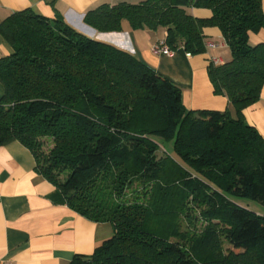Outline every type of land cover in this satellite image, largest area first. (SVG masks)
I'll use <instances>...</instances> for the list:
<instances>
[{"label": "trees", "instance_id": "1", "mask_svg": "<svg viewBox=\"0 0 264 264\" xmlns=\"http://www.w3.org/2000/svg\"><path fill=\"white\" fill-rule=\"evenodd\" d=\"M193 6L212 15L196 17ZM84 21L100 32H121L124 22L165 28L167 45L192 55L206 52L205 29L219 28L232 58L211 61L208 74L234 115L187 110L182 89L155 67L58 12L6 18L0 35L13 53L0 59V146L22 143L56 186L55 203L113 226L92 255L70 264H264V215L241 201L264 204V141L243 114L264 84V42L248 37L264 30L262 0L103 3ZM158 139H174L176 158L159 156ZM190 202L202 208L194 234L181 226Z\"/></svg>", "mask_w": 264, "mask_h": 264}, {"label": "crops", "instance_id": "2", "mask_svg": "<svg viewBox=\"0 0 264 264\" xmlns=\"http://www.w3.org/2000/svg\"><path fill=\"white\" fill-rule=\"evenodd\" d=\"M140 0H0V24L16 11L33 9L54 18L63 15L71 26L85 35L113 44L137 55L182 89L187 110L234 109L224 94L215 93L208 67L213 58H232L219 28L205 29L207 50L192 55L183 48L168 56L154 50L165 39L166 29H133L124 22L121 32H100L85 23V13L103 3H138ZM196 17H209L207 8L188 7ZM264 11V0H262ZM249 42H264V30L250 32ZM215 44V46H211ZM13 53L0 35V59ZM5 88L0 81V99ZM244 118L264 141V84L258 100L243 110ZM33 153L19 141L0 146V264H70L78 254L90 256L114 235L109 222H96L66 204L55 203L51 194L56 186L36 170ZM247 207L264 215V204Z\"/></svg>", "mask_w": 264, "mask_h": 264}, {"label": "rangeland", "instance_id": "3", "mask_svg": "<svg viewBox=\"0 0 264 264\" xmlns=\"http://www.w3.org/2000/svg\"><path fill=\"white\" fill-rule=\"evenodd\" d=\"M159 140V139H158ZM46 141V149L49 150L53 146V140L52 138H45ZM162 141V142H161ZM160 142V150L158 152L159 156H162L165 153V149L168 151L171 156L176 158V155H174V144L175 141L173 140H159ZM128 198H133L134 194L132 190L127 191ZM242 203L250 205V207H254L255 201L247 199V200H241ZM189 209L186 210L182 217H181V226L184 230H188L191 232V234H194L197 229H201L202 226V220L200 218L202 208L199 206L197 202H190ZM201 220V221H200ZM225 249L229 248L228 243L225 241Z\"/></svg>", "mask_w": 264, "mask_h": 264}, {"label": "built area", "instance_id": "4", "mask_svg": "<svg viewBox=\"0 0 264 264\" xmlns=\"http://www.w3.org/2000/svg\"><path fill=\"white\" fill-rule=\"evenodd\" d=\"M211 46H215V44H211ZM154 50L156 52H159V53H162V54H165V55H168V56H172L174 53H175V50L171 49L167 43H166V40H162V41H159L155 46H154ZM212 61L215 63V64H220L222 63V61L219 59V58H213Z\"/></svg>", "mask_w": 264, "mask_h": 264}]
</instances>
